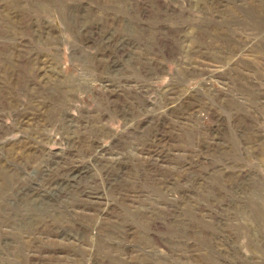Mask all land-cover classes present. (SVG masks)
Segmentation results:
<instances>
[{
  "label": "rangeland",
  "instance_id": "1",
  "mask_svg": "<svg viewBox=\"0 0 264 264\" xmlns=\"http://www.w3.org/2000/svg\"><path fill=\"white\" fill-rule=\"evenodd\" d=\"M0 264H264V0H0Z\"/></svg>",
  "mask_w": 264,
  "mask_h": 264
}]
</instances>
